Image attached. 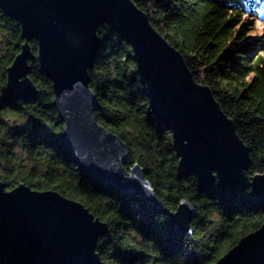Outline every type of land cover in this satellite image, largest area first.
<instances>
[{
  "label": "trees",
  "instance_id": "obj_1",
  "mask_svg": "<svg viewBox=\"0 0 264 264\" xmlns=\"http://www.w3.org/2000/svg\"><path fill=\"white\" fill-rule=\"evenodd\" d=\"M153 27L185 58L196 82L208 86L249 148L247 175L264 173V0H133ZM90 70L98 122L129 147L124 163H139L163 208L92 179L64 143L52 82L31 61L39 98L12 101L7 69L24 44L21 25L0 7V181L54 190L83 204L109 225L97 245L103 264H213L264 222V201L251 188L203 187L180 168L172 133L161 125L144 92L131 45L108 25ZM31 45L37 53V43ZM249 184V183H248ZM196 208L192 236L170 212L181 200ZM168 212H167V211Z\"/></svg>",
  "mask_w": 264,
  "mask_h": 264
},
{
  "label": "water",
  "instance_id": "obj_2",
  "mask_svg": "<svg viewBox=\"0 0 264 264\" xmlns=\"http://www.w3.org/2000/svg\"><path fill=\"white\" fill-rule=\"evenodd\" d=\"M0 7L20 23L25 41L7 69L8 98L40 97L30 77L37 58L52 82L64 143L92 179L163 208L146 169L139 163L125 168L128 145L95 116L89 72L101 45L98 28L108 25L131 45L150 108L171 131L180 168L203 187H249L254 201H264V173L247 175L249 148L234 121L133 0H0ZM169 214L180 233L193 235L196 208L189 200ZM108 233L109 225L78 201L23 183L6 191L0 181V264H103L97 245ZM213 264H264V222Z\"/></svg>",
  "mask_w": 264,
  "mask_h": 264
},
{
  "label": "rangeland",
  "instance_id": "obj_3",
  "mask_svg": "<svg viewBox=\"0 0 264 264\" xmlns=\"http://www.w3.org/2000/svg\"><path fill=\"white\" fill-rule=\"evenodd\" d=\"M261 15L264 17V6H263V8H262ZM256 29H257V30H264L263 27H262L261 25H259V27H257ZM261 34H262V36H264L263 33H261Z\"/></svg>",
  "mask_w": 264,
  "mask_h": 264
}]
</instances>
